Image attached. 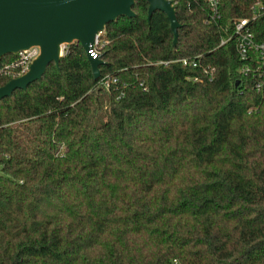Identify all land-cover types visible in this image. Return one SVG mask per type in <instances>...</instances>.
I'll list each match as a JSON object with an SVG mask.
<instances>
[{
    "label": "trees",
    "instance_id": "1",
    "mask_svg": "<svg viewBox=\"0 0 264 264\" xmlns=\"http://www.w3.org/2000/svg\"><path fill=\"white\" fill-rule=\"evenodd\" d=\"M170 1L174 45L134 0L98 37L97 79L74 41L0 99V264H264V79L233 38L247 18L264 43V0H218L215 20Z\"/></svg>",
    "mask_w": 264,
    "mask_h": 264
},
{
    "label": "water",
    "instance_id": "2",
    "mask_svg": "<svg viewBox=\"0 0 264 264\" xmlns=\"http://www.w3.org/2000/svg\"><path fill=\"white\" fill-rule=\"evenodd\" d=\"M146 19L154 11L163 13L172 33V45L180 24L170 0H145ZM134 0H0V58L36 46L38 55L27 70L0 85V99L39 80L49 63L58 64L63 46L77 42L84 53L118 17H133ZM93 79L99 77L100 56H86ZM237 84V82H235Z\"/></svg>",
    "mask_w": 264,
    "mask_h": 264
},
{
    "label": "built area",
    "instance_id": "3",
    "mask_svg": "<svg viewBox=\"0 0 264 264\" xmlns=\"http://www.w3.org/2000/svg\"><path fill=\"white\" fill-rule=\"evenodd\" d=\"M209 9V20H215L218 17L217 4L218 0H203ZM172 4V3H171ZM255 5L251 7L254 17ZM249 21L247 18H240L233 22V38H234V48L240 60L243 61L242 67L239 69L242 74H246L248 72L252 74L258 75V80L255 82L254 87L258 89L261 85V79H264V43L258 42L254 38V34L248 25ZM100 35V34H99ZM95 38L93 44L86 51L85 55L95 59L99 55V48L103 45V41H100ZM229 38H222L219 41V45L224 44ZM64 48L61 51V54L64 53ZM39 49L36 46L30 47L26 50H22L16 54V59L12 61L8 67V69H16L17 74L21 75L24 73L30 62L38 55ZM182 63V65H190L192 67L197 66V61H187L186 59L178 60ZM252 61L251 64L247 63ZM167 62H163L166 64ZM202 71L210 76L213 72V68L202 67ZM195 79V78H194ZM116 79L110 76H102L98 79V85L105 90L109 89V87L116 84ZM122 94L120 93L117 98H119Z\"/></svg>",
    "mask_w": 264,
    "mask_h": 264
}]
</instances>
